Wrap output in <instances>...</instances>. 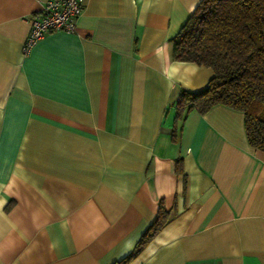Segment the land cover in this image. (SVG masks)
Wrapping results in <instances>:
<instances>
[{"label": "crops", "instance_id": "0c3cea01", "mask_svg": "<svg viewBox=\"0 0 264 264\" xmlns=\"http://www.w3.org/2000/svg\"><path fill=\"white\" fill-rule=\"evenodd\" d=\"M39 1L0 0V264H264L243 113L191 109L172 133L180 91L213 76L172 56L200 0H83L23 54Z\"/></svg>", "mask_w": 264, "mask_h": 264}, {"label": "trees", "instance_id": "16d2710c", "mask_svg": "<svg viewBox=\"0 0 264 264\" xmlns=\"http://www.w3.org/2000/svg\"><path fill=\"white\" fill-rule=\"evenodd\" d=\"M171 49L173 58L193 61L213 71L203 89L180 91L173 135L176 123L189 110L203 114L220 104L243 113L247 142L264 152V0H200L171 38ZM179 160H175L177 165ZM168 217L160 205L137 241L139 246ZM131 255L111 264H127Z\"/></svg>", "mask_w": 264, "mask_h": 264}, {"label": "built area", "instance_id": "2783aa9c", "mask_svg": "<svg viewBox=\"0 0 264 264\" xmlns=\"http://www.w3.org/2000/svg\"><path fill=\"white\" fill-rule=\"evenodd\" d=\"M82 4L83 0H40L39 8L30 19V30L22 45V53H28L50 32H73Z\"/></svg>", "mask_w": 264, "mask_h": 264}]
</instances>
